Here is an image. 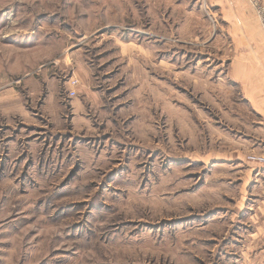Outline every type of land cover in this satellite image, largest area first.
<instances>
[{"label": "rangeland", "instance_id": "374dc122", "mask_svg": "<svg viewBox=\"0 0 264 264\" xmlns=\"http://www.w3.org/2000/svg\"><path fill=\"white\" fill-rule=\"evenodd\" d=\"M254 15L244 0H0V264H247L260 222L230 209L240 191L215 175L237 171L210 157L264 90L239 85L264 78ZM76 60L103 101L87 131Z\"/></svg>", "mask_w": 264, "mask_h": 264}, {"label": "crops", "instance_id": "0c3cea01", "mask_svg": "<svg viewBox=\"0 0 264 264\" xmlns=\"http://www.w3.org/2000/svg\"><path fill=\"white\" fill-rule=\"evenodd\" d=\"M254 19L255 23L257 22L254 25L257 26V29H260L259 25H257L256 16ZM256 26H254L255 29ZM72 66H69V68L71 67L74 77L79 80L77 86L71 85L69 87L70 91L76 94L70 101L71 116H73L72 122L76 130L78 127H83V130L87 131L88 125L85 121V115L88 109L100 106L103 101L101 94L94 89V83L91 81L92 70L90 71L82 61L76 60ZM239 85L246 87L262 86L264 88V78L239 82ZM247 91H250V89ZM252 92H254L252 93V98L247 97L253 115L250 120L251 128L247 131L245 129L243 132H236L228 128L231 132L229 135L226 130L223 132L222 128L215 124L219 129L214 132L219 135L220 141L223 138L227 139L228 135L230 145L226 149L221 146L220 149H224L221 153L215 152L212 154L213 157L208 156L207 158L210 157L211 162L213 159L214 162H217L215 167L231 165L234 167H231L230 170L237 171L236 174L235 172L228 175L221 174L218 177L215 175V178L220 181L221 186L224 185L225 181L233 183L232 188L228 192L236 193L237 190L240 191L237 202L233 203L234 206L230 209L236 210L239 208L240 214H248L254 222H260L257 223V226L251 232L252 238L256 241L252 244V247H257V250L247 254V264H264V233H260L261 230L264 231V169L247 160V156L251 153L264 154V90L262 89V93L259 92L258 94L253 88ZM77 94L80 96L83 94L82 98H79ZM215 143L217 148L218 143L216 140ZM259 237L263 238V240L261 241Z\"/></svg>", "mask_w": 264, "mask_h": 264}, {"label": "built area", "instance_id": "2783aa9c", "mask_svg": "<svg viewBox=\"0 0 264 264\" xmlns=\"http://www.w3.org/2000/svg\"><path fill=\"white\" fill-rule=\"evenodd\" d=\"M249 2L253 8L255 9L257 19L259 21V27L262 33V37L264 39V4L261 3V0H244ZM72 86H77L78 81L73 80L71 81ZM75 94L74 92H71ZM247 160L259 165L262 169H264V154H255L251 153L247 156Z\"/></svg>", "mask_w": 264, "mask_h": 264}]
</instances>
